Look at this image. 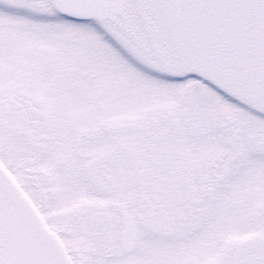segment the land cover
Masks as SVG:
<instances>
[{
    "label": "snow or ice",
    "instance_id": "snow-or-ice-1",
    "mask_svg": "<svg viewBox=\"0 0 264 264\" xmlns=\"http://www.w3.org/2000/svg\"><path fill=\"white\" fill-rule=\"evenodd\" d=\"M0 264H264V0H0Z\"/></svg>",
    "mask_w": 264,
    "mask_h": 264
}]
</instances>
